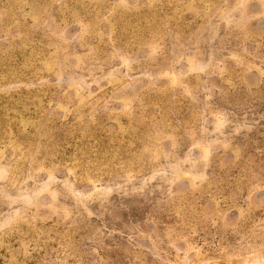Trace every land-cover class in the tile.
<instances>
[{"label":"flooded vegetation","instance_id":"flooded-vegetation-1","mask_svg":"<svg viewBox=\"0 0 264 264\" xmlns=\"http://www.w3.org/2000/svg\"><path fill=\"white\" fill-rule=\"evenodd\" d=\"M79 1L62 0L55 12V36L29 21L30 6L11 9L0 23V72L4 68L7 72L0 76L1 82L7 81L11 88L22 86L25 99H42L37 94L47 90L52 93L54 76L62 83L59 92L55 90L60 98L51 109V119L34 115L45 111L44 102L43 108L31 104V99L18 103L16 92L11 93L3 122L11 131V141L21 144L8 156L16 159L21 152L29 159L47 153L61 159L55 168L61 181L71 175L81 191L92 190L97 178L139 184L141 224L130 243L125 242L136 252L134 264H172L176 255L193 262L196 248L205 252L220 235L264 252V181L256 168L264 163V119H254L264 107L259 70L264 55L259 60H253V54L176 57L172 33H183L184 26L178 24L189 23L192 16L181 11L185 0H153L152 15L142 22L143 10L130 8V13L122 14L108 5L109 0H88L84 6ZM25 8L28 12L23 13ZM247 28L252 34L264 31V16L253 19ZM228 43L232 52H239L237 40ZM247 44L249 49L254 45L250 40ZM53 45L57 52L49 57L46 47ZM32 62L37 63L36 70ZM119 63L125 71L112 73ZM243 63L248 65L243 68ZM115 73L136 78L135 86L123 88L119 101L96 103L99 95H109L112 82L99 91L89 83L93 95L89 101L69 100L72 90L67 87L77 83L74 78L94 82ZM243 116L245 120H240ZM34 117L39 123L32 130ZM19 121H28L32 131L27 128V134L21 135ZM33 139L42 151H32ZM48 140L57 142L56 151L42 145ZM83 174L91 182H83ZM153 221L162 225L156 227ZM51 233L30 230L28 239L60 246L68 242V237L59 235L47 238ZM186 238L192 246L189 250ZM112 264H129L128 257Z\"/></svg>","mask_w":264,"mask_h":264},{"label":"rangeland","instance_id":"rangeland-1","mask_svg":"<svg viewBox=\"0 0 264 264\" xmlns=\"http://www.w3.org/2000/svg\"><path fill=\"white\" fill-rule=\"evenodd\" d=\"M61 2L62 0H0V23L5 16L10 15L8 12H11V9L17 10L22 6H30L32 17L30 16L29 21L40 23L39 27L47 28L49 32H52L49 35L55 36V12ZM87 2L88 0L79 1L80 6H84ZM185 2L181 11L188 10L187 12L192 16L188 20L189 23L179 25L177 22L181 28L184 26L183 33L177 30L175 34L172 33L171 38L174 40L172 42L174 45H171V50L175 48L173 54L176 57L182 55L213 57L222 53L225 55L253 54L255 56L253 60H259V55H264V31L252 34L247 28L253 19L264 16V0H185ZM196 4L198 8L195 7ZM74 5L79 4L74 3ZM108 5L122 14L130 13V10H127L130 8L137 9V12L143 10L145 17L140 16V22L144 18L147 20V17L151 16L154 11L153 0H109ZM190 8H192L191 11ZM22 11L23 13L28 12L26 8ZM39 12L40 16L37 18ZM135 24H138L137 21ZM82 25H79L81 29ZM231 39L239 42V52L231 51L232 45L228 43ZM249 40L254 44L252 48L250 47L251 49L247 44ZM166 47L167 45L164 49ZM149 48L152 54L153 48L151 46ZM161 48L163 45L160 46ZM46 49L49 57L55 56L57 45L48 46ZM168 49L170 52V47ZM113 53L116 52L113 51ZM113 53L111 57L115 59ZM117 55L120 54L117 53ZM120 61L124 66L129 64L124 60ZM239 62L240 58H237L236 66ZM35 64L37 63L32 62V70L37 69L34 68ZM42 64L46 68L50 66L44 62ZM242 65L244 68L248 63ZM117 66H113L112 73L115 72L114 69L118 72L125 71L120 63ZM260 66L259 70L263 80L264 61ZM1 70L0 76L7 73L5 68ZM52 80L54 90L52 93L47 90V92L37 94L42 99L39 97L30 98L31 100L26 98L31 101V104L40 103L42 106V102L45 103V111L39 110L34 114L37 118L51 119V109L56 102H59L60 95L56 97L55 90L59 92L58 86L62 83H58L55 76ZM73 80L77 83H68L70 86L67 87L72 90L68 97L72 103H83L90 100L93 95L88 87L89 83H95L93 87L95 91H99L107 84L109 87V82H112L113 84H110L112 91L109 95L101 94L96 99V103L101 106L110 100L119 101L123 88L136 85V78L124 79L119 73L111 77L95 79L94 82H89L90 79H79V81L74 78ZM77 90L80 92L77 93ZM13 92H16V102L20 103L22 99L26 101L23 97L26 92L22 86L13 84L11 88L7 81H0V264H112L116 259L125 257H128V263L132 264L135 261L136 252L128 243L137 234L139 224H141L138 213V200L141 193L139 184H136L137 186L121 185L119 179L103 181L97 178L92 190L81 191L74 186L71 175L65 176L66 178L61 181L62 178L55 170L61 159L53 158L47 153L43 156H41L42 153L35 154L36 157L32 155L29 159L23 158L21 152L15 157L16 159L9 157V150H19L21 144V142L17 144L11 141V131L3 122L8 118L5 104ZM65 101L68 100L65 99ZM259 110L254 117L256 122L261 118L264 119V107L261 106ZM63 114L66 117L68 112L65 110ZM35 117L31 125L32 130H35L39 123V121L35 122ZM244 118L246 116L240 120H245ZM19 122L21 123L19 133L27 134L28 121ZM255 124L256 128H263V125ZM56 143L54 140H48L42 145L52 146V150L56 151ZM31 147L34 153L42 151L40 143H37L35 139ZM68 151L72 149L68 148ZM28 160L30 164L25 163ZM64 165L68 166L66 163ZM105 166L110 167L104 163ZM25 168L26 170L23 171ZM256 168L261 173L263 182L264 163L261 167L257 165ZM83 176L84 174L81 175L83 182H91L87 176L82 178ZM154 224L156 227L162 225L157 222ZM30 230H34L35 233L39 230L42 232L47 230L48 233L52 232V235H46L47 238H55V235H59V237H68V242L66 244L63 242V246L50 241L45 244L39 241L36 244V241L28 239ZM76 232H79V235H76ZM126 240L128 241L127 246ZM186 241L189 240L186 238ZM186 248L187 250L192 248L189 242ZM196 249L197 254L193 262H191V257L187 256L182 260L180 255H176L172 264H264V252L246 248L236 239L223 235L219 236L217 244L208 243L205 252L202 253L200 248Z\"/></svg>","mask_w":264,"mask_h":264},{"label":"water","instance_id":"water-1","mask_svg":"<svg viewBox=\"0 0 264 264\" xmlns=\"http://www.w3.org/2000/svg\"><path fill=\"white\" fill-rule=\"evenodd\" d=\"M262 22V21H261ZM262 24V23H261ZM259 26H262V25H260V24H258Z\"/></svg>","mask_w":264,"mask_h":264}]
</instances>
